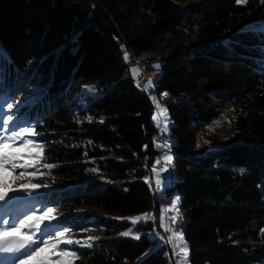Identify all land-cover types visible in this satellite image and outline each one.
I'll use <instances>...</instances> for the list:
<instances>
[{
  "label": "trees",
  "instance_id": "trees-1",
  "mask_svg": "<svg viewBox=\"0 0 264 264\" xmlns=\"http://www.w3.org/2000/svg\"><path fill=\"white\" fill-rule=\"evenodd\" d=\"M149 53L162 62L152 95L129 63ZM86 85L102 95L88 97L93 118L79 122L75 97ZM0 96L23 101L16 115L35 125L41 163L55 165L43 171L40 202L74 240L99 237L91 248L73 244L72 264H175L169 243L152 237V219L136 224L138 239L121 235L133 222L119 219L155 208L163 233L157 99L172 121L168 198L181 195L174 227L190 246L182 260L264 263V0H0ZM229 103L231 137L196 154L198 136ZM82 206L92 210L76 214Z\"/></svg>",
  "mask_w": 264,
  "mask_h": 264
},
{
  "label": "snow or ice",
  "instance_id": "snow-or-ice-1",
  "mask_svg": "<svg viewBox=\"0 0 264 264\" xmlns=\"http://www.w3.org/2000/svg\"><path fill=\"white\" fill-rule=\"evenodd\" d=\"M238 5L244 4L245 0H236ZM125 59H129L127 53H125ZM158 67V65H157ZM138 74V73H137ZM155 85L154 79L148 80L145 85V91L150 90ZM167 96V93L164 94ZM23 101H17L15 105L11 102H8L7 96H0V130L9 132L7 136L0 135V206L5 209L4 215L0 216V253H11L14 258L12 264H53L52 256L45 255L50 250L55 254L56 259L60 261V264H72L71 258H76L77 253L66 248H60L61 244H77L81 247L91 248L93 246L91 240H72L65 238V233L69 229L64 228L63 231H56L54 235L60 239L57 241H49L47 239V233L45 228L50 226L53 221L59 223L58 218L54 215V209L48 207L46 210L42 209L40 214L37 215L34 211L31 214L24 213L22 218L20 214L17 213V208L19 207V202L25 199L24 194L29 193V199L32 195L35 194V190H39L41 187L47 188V185L41 186L37 184L21 183L15 187L13 184L15 180L20 179L25 176L27 167H33L32 164L23 163L24 151L30 146L39 147L41 151L44 148L43 143H38L30 139H24V134L28 135H38L34 132L35 125L30 127L22 128L19 131L16 129V121L21 119L17 116L16 113L19 112L21 104ZM6 104L10 114L3 112V108ZM163 114L164 119L161 123L160 114L154 115L153 119L157 122L158 127H162L164 132H167L171 121L168 119V113L166 109L159 110ZM20 140L21 144L16 145V141ZM167 147H171V144L168 143ZM165 161V167L160 169L159 172H156L153 169V172L156 174V186L158 189L164 187L165 182H170L171 180V167L174 157L170 154H165L163 156ZM160 161L157 160V163ZM21 168L19 175L13 177L12 181L9 182L5 179V175H11L9 168L12 171H15L16 168ZM46 167L52 168L55 165H47ZM91 171H96L95 169ZM243 169L241 173H243ZM161 173H169L168 176H161ZM29 176H34L35 172L27 173ZM180 197L177 196L173 199L171 207L177 209ZM178 215V209H177ZM9 216L11 217L9 219ZM155 219V217H151ZM149 217L145 214L144 216L137 217L133 219V224L137 223L140 220H146ZM177 217H172V222L176 223ZM42 225L44 227H42ZM261 231H264L262 229ZM132 232V229H129L125 233H122L123 236H129ZM135 238H139L138 236ZM175 242L174 247L179 246L180 251L183 253V257L187 259L189 256V249L186 242L183 239L182 232H173V235L169 237V242ZM57 249H60L57 251Z\"/></svg>",
  "mask_w": 264,
  "mask_h": 264
},
{
  "label": "rangeland",
  "instance_id": "rangeland-1",
  "mask_svg": "<svg viewBox=\"0 0 264 264\" xmlns=\"http://www.w3.org/2000/svg\"><path fill=\"white\" fill-rule=\"evenodd\" d=\"M176 1H182V0H176ZM152 56H153L152 53H149L147 55L144 54L140 57H134L133 61H129L133 80L141 89H145V85L147 84L149 79L155 80V79H157V77L160 74V67H161L162 62H161V60H158V61L147 60V58L152 57ZM157 65H158V67H157ZM147 66H151L150 71H148ZM146 74H147V79L143 80V78L146 77L145 76ZM31 89H32V92H31L29 97L32 100H34L36 97L35 93L41 88L39 85H35ZM154 89H155V86L153 88H151L150 90H148L147 92H149V94L152 95ZM101 95H102V91L99 90L96 85H86L82 88L81 94L75 97L76 102H77V106H80V107L79 108L76 107L74 112H73V115L75 116V118L79 122H81L83 119L92 120L93 116L91 114L87 113V110L89 109L88 97L97 98ZM19 101H22V100L20 99ZM156 107L157 108H156L155 115L160 114V119H161V123H162L164 116L162 113L159 112V110H161V109L167 110V108L165 107L164 103L160 102L158 99L156 100ZM83 111H85V113H83ZM3 112L5 113V118H6V114H10L7 107H6V104L3 108ZM167 113H168V110H167ZM19 117H21V119L16 121V129L15 130H17V131H19L22 128H26V127H23V125H24V114L20 115ZM236 117H237V112L235 111L233 104L229 103L225 107H223L219 116L214 118L206 126L204 131L198 136V142H197V145L195 148V153L196 154H205V153L214 151V150L222 147L224 145V143L226 141H228L232 135L231 123H232V120H234ZM168 119L171 121L169 113H168ZM153 122L157 125V122L154 119H153ZM171 126H172V121H171V124L169 126L168 131L164 132L162 127H158V125H157L158 130L162 136L160 138L158 137V139L160 140L158 143L159 144V151H161L159 161L160 162L163 161L164 164H165V161L163 160V156L165 154H170L174 157V154L172 151V146H173L174 141L170 137ZM9 134H10L9 132H5V131L0 130V135L7 136ZM164 135L166 136V138ZM31 136L32 135L24 134V139L33 140ZM168 143L171 144L170 148L166 146ZM20 144H21V141L17 140L16 145L19 146ZM40 155H41V149L39 147L30 146L29 148L25 149L24 154H23L24 159L22 162L25 164H32L34 166L33 167H27L25 176L20 178V179L15 180L13 187H15L21 183L37 184V185L44 186L43 178H42L43 174H44L43 171L48 170L49 168L46 167L48 164L43 165L41 163ZM171 163L173 164V161ZM158 168L154 167L156 172H159L160 169H158ZM21 170L22 169L19 167L16 168L15 171H12V169L9 168V172L11 173V175L6 174L5 179L8 180L9 182H11L13 177H16L19 175V172ZM30 172H35L36 174L34 176H29L27 173H30ZM154 175H155V179H157L155 173H154ZM168 175H169V173H161V176H168ZM120 184L123 185V182H120ZM170 186H171V180H170V182H165L164 187L162 189L157 188L158 196L163 199V203L161 205V213L159 216L160 228L163 231V233H161V234L163 235V237H165L167 239V242L169 243V245L172 249L175 264H185L184 260H182V258H184V257H183V253L180 251V247L179 246H176V247L173 246V244L175 242V238H173V242H169V237H171L173 235V232H182L183 233V239L188 246L189 255H190V246H189V243L187 242V240L184 236L183 229L181 227H179L178 229L176 228V230H175L173 227V225L179 226L181 223L180 217H179L181 195L179 192H173L171 194L170 198H168ZM43 188L44 187H41L39 190H35V194L32 195L30 199L28 198L29 193L26 192L24 194L25 199L19 202V207L17 208V213L20 214V218H22V214H24V213L31 214V212L34 211L37 215H39L42 209H44V210L47 209V207L43 203H41L39 200V195L43 191ZM177 196L180 197L179 203L177 205L178 215H177V209H173L171 207L173 199ZM90 210H92V209L87 207V206H82V207H79L75 211V213L76 214L77 213H80V214L83 213L84 214V213L90 212ZM4 212H5V209L2 206H0V216H3ZM144 215L145 214H136V215H131V216L119 217V219L122 221L132 222L134 218L141 217ZM147 216L150 219H152L150 217V213ZM174 216L177 217L176 223L172 222V217H174ZM154 217H155V213H154ZM10 218L11 217L9 216V219ZM143 221H145V220H140L137 223H140ZM152 221L154 223H156V217H155V219H152ZM137 223L129 226L123 233H125L129 229H132V232L130 233L129 236H132V237L138 236L139 237L140 236L139 232L135 231ZM42 227H44V226L42 225ZM64 228H67V227L57 226V222L53 221L50 226L45 228V232L48 234L46 238L49 239V241H53V242L59 240L60 238L56 237L54 235V233L56 231H63ZM67 229H69V228H67ZM170 232H171V235H170ZM73 236H74V231H72V230H69L67 233H65V238H67V239L74 240ZM153 236H154V234H152V237ZM85 240H91L92 244L94 245L99 241V237H96L93 235H87L86 237L83 238L82 241H85ZM72 245L61 244L60 248H66V249H69L72 251ZM59 250L60 249H57V251H59ZM45 255H51L52 256L53 264H60V261H58L56 259L55 254H53L51 252V250L48 253H45ZM71 259H73V258H71Z\"/></svg>",
  "mask_w": 264,
  "mask_h": 264
},
{
  "label": "water",
  "instance_id": "water-1",
  "mask_svg": "<svg viewBox=\"0 0 264 264\" xmlns=\"http://www.w3.org/2000/svg\"><path fill=\"white\" fill-rule=\"evenodd\" d=\"M148 163H149V157L147 158L146 160V164L148 166ZM149 174H148V178H147V183L150 187V190L152 192V194L154 195L155 197V191H154V182H153V178H152V174L151 172L148 170ZM120 184V182L118 183ZM123 184H125V182H123ZM121 185V184H120ZM156 201V199H155ZM157 206V203H155V207ZM154 213H155V208L150 212V217H154ZM154 238L158 241V244L159 245H167V240L160 234V232L157 230V224L155 223V231H154ZM143 259V258H141ZM140 259V260H141Z\"/></svg>",
  "mask_w": 264,
  "mask_h": 264
},
{
  "label": "bare ground",
  "instance_id": "bare-ground-1",
  "mask_svg": "<svg viewBox=\"0 0 264 264\" xmlns=\"http://www.w3.org/2000/svg\"><path fill=\"white\" fill-rule=\"evenodd\" d=\"M145 76L146 77H144L143 80L147 79V74ZM158 167L160 168V166H158ZM173 227H174V225H173ZM175 228L176 227H174V229ZM170 235H171V233H170ZM13 258H14V256L11 253H0V264H12ZM183 260H185V259H183ZM185 263H186V260H185Z\"/></svg>",
  "mask_w": 264,
  "mask_h": 264
},
{
  "label": "built area",
  "instance_id": "built-area-1",
  "mask_svg": "<svg viewBox=\"0 0 264 264\" xmlns=\"http://www.w3.org/2000/svg\"><path fill=\"white\" fill-rule=\"evenodd\" d=\"M158 166H160V168H163V167H165V164L163 161H161V162H159Z\"/></svg>",
  "mask_w": 264,
  "mask_h": 264
}]
</instances>
